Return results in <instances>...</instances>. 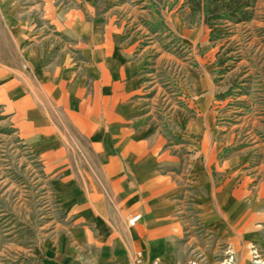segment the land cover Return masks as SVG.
Masks as SVG:
<instances>
[{
  "label": "crops",
  "instance_id": "1",
  "mask_svg": "<svg viewBox=\"0 0 264 264\" xmlns=\"http://www.w3.org/2000/svg\"><path fill=\"white\" fill-rule=\"evenodd\" d=\"M135 6L0 0V27L20 58L0 62V103L44 160L68 220L41 246L44 264H180L203 229L233 253L264 246L260 145L220 127L221 67L192 70L189 110L175 106L177 128L164 123L149 46L139 49L131 29ZM172 20L199 44L198 32Z\"/></svg>",
  "mask_w": 264,
  "mask_h": 264
},
{
  "label": "rangeland",
  "instance_id": "2",
  "mask_svg": "<svg viewBox=\"0 0 264 264\" xmlns=\"http://www.w3.org/2000/svg\"><path fill=\"white\" fill-rule=\"evenodd\" d=\"M99 1L102 6L124 2L136 5L137 20L131 29L138 35L139 49L149 46L150 71L154 72V82L160 84L157 108L170 127L179 126L172 118L175 106L188 108L190 72L215 68L216 52L218 58L230 59L218 70V121L220 127L234 128L242 143L259 142V154L254 157L257 164H263L264 181V0H251L252 20L229 24L230 36L214 44L209 41L203 14H190L186 0ZM177 16L187 29L200 34L197 46L174 31L172 19ZM0 54L5 55L0 62L19 66L20 58L1 27ZM252 129L250 139L245 133ZM48 172L44 160L20 139L0 103V264H44L41 246L65 232L68 220L55 202ZM198 236L196 244L183 250L180 264H264L263 245L250 243L233 253L205 229Z\"/></svg>",
  "mask_w": 264,
  "mask_h": 264
},
{
  "label": "trees",
  "instance_id": "3",
  "mask_svg": "<svg viewBox=\"0 0 264 264\" xmlns=\"http://www.w3.org/2000/svg\"><path fill=\"white\" fill-rule=\"evenodd\" d=\"M192 15L203 14L210 29V41L229 37L230 25H240L252 20L251 0H186ZM228 50L225 54H228ZM219 56V54H218ZM230 59L218 58V66L225 67Z\"/></svg>",
  "mask_w": 264,
  "mask_h": 264
},
{
  "label": "built area",
  "instance_id": "4",
  "mask_svg": "<svg viewBox=\"0 0 264 264\" xmlns=\"http://www.w3.org/2000/svg\"><path fill=\"white\" fill-rule=\"evenodd\" d=\"M140 218H141V216L140 215H137V216L133 217L132 219H130L128 221V224L130 226H134L140 220ZM139 262H140V260H139Z\"/></svg>",
  "mask_w": 264,
  "mask_h": 264
}]
</instances>
